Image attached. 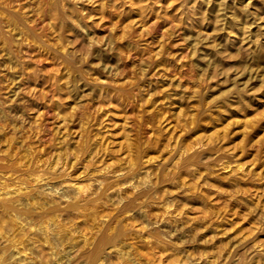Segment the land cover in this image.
<instances>
[{
    "label": "rangeland",
    "instance_id": "obj_1",
    "mask_svg": "<svg viewBox=\"0 0 264 264\" xmlns=\"http://www.w3.org/2000/svg\"><path fill=\"white\" fill-rule=\"evenodd\" d=\"M0 264H264V0H0Z\"/></svg>",
    "mask_w": 264,
    "mask_h": 264
},
{
    "label": "bare ground",
    "instance_id": "obj_2",
    "mask_svg": "<svg viewBox=\"0 0 264 264\" xmlns=\"http://www.w3.org/2000/svg\"><path fill=\"white\" fill-rule=\"evenodd\" d=\"M31 176V175H30ZM35 180V179H34ZM37 180V179H36ZM45 190V189H44ZM48 192V191H47Z\"/></svg>",
    "mask_w": 264,
    "mask_h": 264
}]
</instances>
